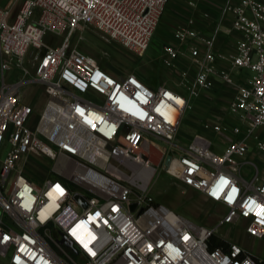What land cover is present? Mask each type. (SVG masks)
I'll return each instance as SVG.
<instances>
[{"label": "built area", "instance_id": "obj_1", "mask_svg": "<svg viewBox=\"0 0 264 264\" xmlns=\"http://www.w3.org/2000/svg\"><path fill=\"white\" fill-rule=\"evenodd\" d=\"M168 1L9 0L0 7V264H261L238 242L212 243L223 224L264 240V0H224L221 11L232 13L237 35L232 51L216 50L215 35L176 28L177 42L164 45L160 58L180 88L135 70L115 75L79 43L93 27L103 41L143 57ZM243 69L250 74L237 81ZM215 81L235 87L227 104L234 121L204 119L200 140L181 144L185 112ZM28 85L46 95L41 109L26 101ZM253 148L262 161L247 157ZM34 153L53 160L38 182L28 174ZM134 163L164 165L221 204L217 224L155 201Z\"/></svg>", "mask_w": 264, "mask_h": 264}, {"label": "rangeland", "instance_id": "obj_2", "mask_svg": "<svg viewBox=\"0 0 264 264\" xmlns=\"http://www.w3.org/2000/svg\"><path fill=\"white\" fill-rule=\"evenodd\" d=\"M79 36L80 34L78 33L73 36L75 43L78 41ZM47 40L50 42L51 36H48ZM59 42L60 40H55L52 43L57 44ZM79 43L83 50L95 55L100 63L109 68L115 75L135 70L148 79L149 77L152 78L154 83L166 81L168 85L180 88L178 74L166 68L161 61L159 36L152 40L150 48L143 57L135 55L116 42L107 43L103 41L98 31L93 27L87 28L83 32V38ZM32 57V52H30L26 58V64L32 68V72L34 73L36 62L33 63ZM240 72L245 76L250 74V71L247 69H243ZM22 91L26 101H36L40 105L38 109H41L46 95L42 93L40 86L28 85ZM223 100V110H226L229 96ZM200 108V105L193 101L191 107L185 112L180 124V135L178 137V141L181 144H185L192 139L200 140V123L204 119L200 116ZM215 141L217 142V139ZM158 143L161 147L167 146L163 141L159 140ZM159 156L157 154L156 162ZM247 157L258 160V162L261 161L259 155L252 150L247 154ZM52 165L53 160L49 157L44 154L34 153L28 166V174L38 182V179H42L48 175ZM147 192L155 201L167 204L177 212L201 224L213 226L219 221L220 214L224 213V208L221 204L208 199L201 192L185 186L164 165H157V170H155V173L147 184ZM217 237L225 243H240L253 252L264 264V240H256L249 237L242 228V225L223 224L220 226Z\"/></svg>", "mask_w": 264, "mask_h": 264}, {"label": "crops", "instance_id": "obj_3", "mask_svg": "<svg viewBox=\"0 0 264 264\" xmlns=\"http://www.w3.org/2000/svg\"><path fill=\"white\" fill-rule=\"evenodd\" d=\"M8 1L0 0V7L6 5ZM189 2L190 0L168 1L162 20L153 36V39L159 36L160 47L162 48L166 44H175L177 42L174 35L176 28L190 26L200 30L205 35H215L216 50L232 51L236 44L237 35L232 31V13L227 12L223 14L221 11L224 0H200L196 7L191 6ZM180 59L182 64L187 62L185 56H181ZM193 71L191 75H194ZM245 77L240 71H237V81L243 82ZM215 82L213 89L202 90L199 97L194 100L201 107L200 116L204 119L211 118L234 121V117L228 112L227 108L223 110V99L229 96L230 100L234 95L235 87L222 84L220 81ZM223 148L224 144H221L217 146V151H222ZM251 150L259 155L262 161L263 156L255 148Z\"/></svg>", "mask_w": 264, "mask_h": 264}, {"label": "bare ground", "instance_id": "obj_4", "mask_svg": "<svg viewBox=\"0 0 264 264\" xmlns=\"http://www.w3.org/2000/svg\"><path fill=\"white\" fill-rule=\"evenodd\" d=\"M136 166L142 168V177L144 179V186H146L150 179L151 176L153 175L155 168L153 166L150 165H146V164H141V163H134Z\"/></svg>", "mask_w": 264, "mask_h": 264}, {"label": "trees", "instance_id": "obj_5", "mask_svg": "<svg viewBox=\"0 0 264 264\" xmlns=\"http://www.w3.org/2000/svg\"><path fill=\"white\" fill-rule=\"evenodd\" d=\"M216 246H224L227 247L228 243L222 242L218 237H214L213 238V243H212V247H216ZM262 264V262H261Z\"/></svg>", "mask_w": 264, "mask_h": 264}, {"label": "water", "instance_id": "obj_6", "mask_svg": "<svg viewBox=\"0 0 264 264\" xmlns=\"http://www.w3.org/2000/svg\"><path fill=\"white\" fill-rule=\"evenodd\" d=\"M169 159H170V156L168 155L167 156V159H166V163L169 162ZM77 197L81 199V196L80 195H78ZM132 207H134V204L132 205ZM62 242H64L66 245H72V240L69 237H67V236L64 237V239L62 240Z\"/></svg>", "mask_w": 264, "mask_h": 264}]
</instances>
